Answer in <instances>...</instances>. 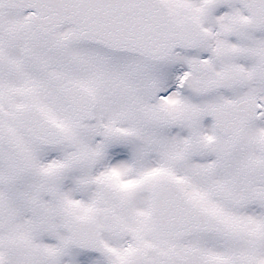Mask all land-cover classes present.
I'll use <instances>...</instances> for the list:
<instances>
[{
	"label": "snow or ice",
	"instance_id": "snow-or-ice-1",
	"mask_svg": "<svg viewBox=\"0 0 264 264\" xmlns=\"http://www.w3.org/2000/svg\"><path fill=\"white\" fill-rule=\"evenodd\" d=\"M0 264H264V0H0Z\"/></svg>",
	"mask_w": 264,
	"mask_h": 264
}]
</instances>
